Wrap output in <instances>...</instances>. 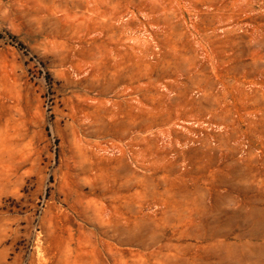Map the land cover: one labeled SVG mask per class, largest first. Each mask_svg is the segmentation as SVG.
I'll list each match as a JSON object with an SVG mask.
<instances>
[{
	"label": "rangeland",
	"instance_id": "1",
	"mask_svg": "<svg viewBox=\"0 0 264 264\" xmlns=\"http://www.w3.org/2000/svg\"><path fill=\"white\" fill-rule=\"evenodd\" d=\"M0 264H264V0H0Z\"/></svg>",
	"mask_w": 264,
	"mask_h": 264
}]
</instances>
